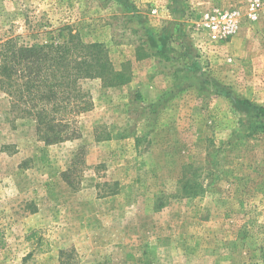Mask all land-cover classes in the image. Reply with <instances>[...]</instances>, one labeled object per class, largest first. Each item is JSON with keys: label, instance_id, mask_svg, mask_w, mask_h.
<instances>
[{"label": "rangeland", "instance_id": "obj_1", "mask_svg": "<svg viewBox=\"0 0 264 264\" xmlns=\"http://www.w3.org/2000/svg\"><path fill=\"white\" fill-rule=\"evenodd\" d=\"M64 25L127 80L52 146L0 92V264H264V0H0V43Z\"/></svg>", "mask_w": 264, "mask_h": 264}, {"label": "trees", "instance_id": "obj_2", "mask_svg": "<svg viewBox=\"0 0 264 264\" xmlns=\"http://www.w3.org/2000/svg\"><path fill=\"white\" fill-rule=\"evenodd\" d=\"M72 26L64 25L44 32L47 40L24 41L10 38L0 43V92L8 97L14 119L35 122L37 138L47 146L81 138L78 117L94 108L91 92L84 87L89 80H100L114 87L127 78L115 69L108 49L99 43H86ZM264 114V108H257ZM83 148L64 180L76 189L70 172L81 163ZM85 162V161H84ZM0 230V249L6 247ZM69 251L60 253V264Z\"/></svg>", "mask_w": 264, "mask_h": 264}, {"label": "built area", "instance_id": "obj_3", "mask_svg": "<svg viewBox=\"0 0 264 264\" xmlns=\"http://www.w3.org/2000/svg\"><path fill=\"white\" fill-rule=\"evenodd\" d=\"M261 4L259 2H254L252 4L253 10L259 8ZM252 18H256L255 14H251ZM207 28L212 32L214 38L218 37H228L236 32L238 27L237 15L236 13L227 14H207Z\"/></svg>", "mask_w": 264, "mask_h": 264}]
</instances>
